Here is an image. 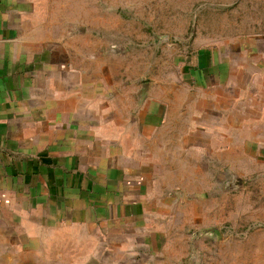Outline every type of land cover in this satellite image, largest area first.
<instances>
[{
    "label": "crops",
    "instance_id": "1",
    "mask_svg": "<svg viewBox=\"0 0 264 264\" xmlns=\"http://www.w3.org/2000/svg\"><path fill=\"white\" fill-rule=\"evenodd\" d=\"M106 3L0 0V264H181L213 188L264 163V36L156 71Z\"/></svg>",
    "mask_w": 264,
    "mask_h": 264
},
{
    "label": "rangeland",
    "instance_id": "2",
    "mask_svg": "<svg viewBox=\"0 0 264 264\" xmlns=\"http://www.w3.org/2000/svg\"><path fill=\"white\" fill-rule=\"evenodd\" d=\"M103 8L108 21H122L121 38H112L115 45L138 50L139 61L154 59L156 71L164 51L179 55L223 47L243 35L264 36V0H107ZM151 51L153 58L147 54ZM260 165L230 173L227 184L213 188L216 207L204 203L202 217L187 220L181 264H264V163Z\"/></svg>",
    "mask_w": 264,
    "mask_h": 264
}]
</instances>
